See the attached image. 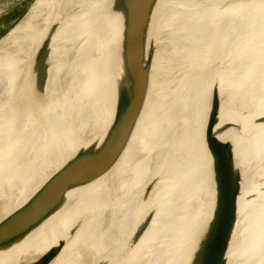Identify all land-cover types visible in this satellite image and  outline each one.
Returning a JSON list of instances; mask_svg holds the SVG:
<instances>
[{
  "label": "bare ground",
  "instance_id": "1",
  "mask_svg": "<svg viewBox=\"0 0 264 264\" xmlns=\"http://www.w3.org/2000/svg\"><path fill=\"white\" fill-rule=\"evenodd\" d=\"M147 81L141 111L110 131L119 92L129 113ZM263 109L264 0H40L0 39V163L20 155L0 224L29 219L83 173L85 152L101 174L2 245L0 264H194L226 142L242 169L227 264H264V122L245 137Z\"/></svg>",
  "mask_w": 264,
  "mask_h": 264
},
{
  "label": "water",
  "instance_id": "2",
  "mask_svg": "<svg viewBox=\"0 0 264 264\" xmlns=\"http://www.w3.org/2000/svg\"><path fill=\"white\" fill-rule=\"evenodd\" d=\"M33 2L34 0H32L29 6L26 7L22 17L28 13V10ZM143 46V44H136L131 48L125 63L129 70H136L140 68V65L143 63L145 55ZM39 73L40 71H37L36 76L39 77ZM148 82L149 81L145 83L140 96H138L140 104L136 108H133V110L129 113H127L126 109L123 107L125 93L123 91L119 92V99L116 107L121 108V116L116 123L111 125L110 131L122 127L141 111L142 102L145 99L148 89ZM260 113L264 114V109L247 119L246 126L248 129L245 133V137L250 138L253 127L260 122H264V116L257 117ZM211 130H213L212 124L208 126V132ZM246 145H248L247 142ZM110 155L111 154H109V156ZM81 156L83 173L72 178L69 182L64 183L58 192L47 197L29 219L16 228L10 230L5 229V225H7L10 220L0 224V247L4 244H9L17 239L23 238L33 228L57 211L63 204L65 193L74 183L90 181L101 174V169L97 166L99 153L88 151L81 154ZM109 156L107 155L106 158ZM215 159L216 167L213 174L215 198L214 201H212L213 212L206 225L203 237L205 253L201 256L200 260L194 262V264H227L226 254L230 242L233 214L237 205V196L241 187L240 177L242 169L240 162L237 160L235 155V145L233 142H226L225 144H222ZM68 173L70 174V170H68ZM208 199L211 201L210 197H208ZM24 264H41V261L27 262Z\"/></svg>",
  "mask_w": 264,
  "mask_h": 264
},
{
  "label": "rangeland",
  "instance_id": "3",
  "mask_svg": "<svg viewBox=\"0 0 264 264\" xmlns=\"http://www.w3.org/2000/svg\"><path fill=\"white\" fill-rule=\"evenodd\" d=\"M31 1L32 0H0V39H2L22 18L24 12L19 14L20 9L24 8L25 11L26 7L29 6ZM39 1L40 0H34L30 6V9L28 10V13L36 6ZM28 13L25 15V17L28 15ZM53 52L57 53L60 62L62 52L60 50H54ZM19 156L20 155L18 154L7 157L0 163V183L2 182L5 174L10 169L11 165L15 160L18 159Z\"/></svg>",
  "mask_w": 264,
  "mask_h": 264
},
{
  "label": "trees",
  "instance_id": "4",
  "mask_svg": "<svg viewBox=\"0 0 264 264\" xmlns=\"http://www.w3.org/2000/svg\"><path fill=\"white\" fill-rule=\"evenodd\" d=\"M24 12V8H22V9H20V11H19V14H22ZM24 17V16H23ZM22 17V18H23ZM21 18V19H22ZM58 56V55H57ZM53 58H54V60H55V64H54V67H53V70H54V72H56L57 71V69H58V65H59V63H58V61H59V59L57 60V58L55 57V56H53ZM53 72V73H54Z\"/></svg>",
  "mask_w": 264,
  "mask_h": 264
},
{
  "label": "snow or ice",
  "instance_id": "5",
  "mask_svg": "<svg viewBox=\"0 0 264 264\" xmlns=\"http://www.w3.org/2000/svg\"><path fill=\"white\" fill-rule=\"evenodd\" d=\"M210 234V233H209Z\"/></svg>",
  "mask_w": 264,
  "mask_h": 264
}]
</instances>
